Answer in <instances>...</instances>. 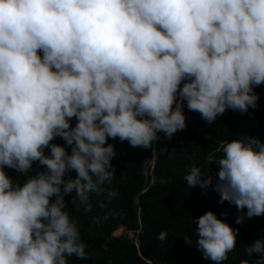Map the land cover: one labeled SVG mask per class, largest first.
Segmentation results:
<instances>
[{"label":"clouds","instance_id":"obj_1","mask_svg":"<svg viewBox=\"0 0 264 264\" xmlns=\"http://www.w3.org/2000/svg\"><path fill=\"white\" fill-rule=\"evenodd\" d=\"M261 84L264 0H0V264L87 259L64 197L85 205L112 178L108 138L149 147L158 132L186 127L182 101L211 124L227 109L255 108ZM57 136L70 154L51 143ZM221 148L215 183L193 166L187 185L211 187L248 218L264 215V142ZM34 162L45 170L22 184L4 171L27 175ZM196 225L203 257L221 264L236 230L212 211ZM246 252L264 264V239Z\"/></svg>","mask_w":264,"mask_h":264},{"label":"trees","instance_id":"obj_2","mask_svg":"<svg viewBox=\"0 0 264 264\" xmlns=\"http://www.w3.org/2000/svg\"><path fill=\"white\" fill-rule=\"evenodd\" d=\"M254 92L258 96L255 108L249 107L246 112L227 109L211 124L200 113L188 110L186 101H182L186 127L171 138L158 132V139L149 147H132L127 140L108 138L106 143L115 151L112 178L100 186L99 193H89L85 205L70 202L74 192L64 197L88 253L87 259L69 257L68 264H215L196 246V219L206 211H212L237 232L236 246L221 264H255L257 254L249 256L246 247L258 238L264 239V215L248 218L246 209L238 211L227 201L219 203V194L211 187H189L185 179L195 166L215 183L225 141L249 136L264 142V84L254 87ZM76 123L73 117L70 126ZM51 143L64 146L70 154L71 146L62 138L57 136ZM49 153L50 149H45V154ZM44 170L38 162L27 175L4 168L20 184L27 176ZM75 176L70 170L65 179ZM110 191L116 193L111 199ZM238 216L244 217L239 224ZM120 226L131 232V237L124 232L113 236ZM161 232L167 234L163 241L158 239Z\"/></svg>","mask_w":264,"mask_h":264},{"label":"rangeland","instance_id":"obj_3","mask_svg":"<svg viewBox=\"0 0 264 264\" xmlns=\"http://www.w3.org/2000/svg\"><path fill=\"white\" fill-rule=\"evenodd\" d=\"M123 232L126 233L128 237H131V232H125L123 229H119V228L116 231H114L113 235L118 236Z\"/></svg>","mask_w":264,"mask_h":264},{"label":"bare ground","instance_id":"obj_4","mask_svg":"<svg viewBox=\"0 0 264 264\" xmlns=\"http://www.w3.org/2000/svg\"><path fill=\"white\" fill-rule=\"evenodd\" d=\"M120 228V227H119ZM116 231V230H115ZM114 233V232H113Z\"/></svg>","mask_w":264,"mask_h":264}]
</instances>
